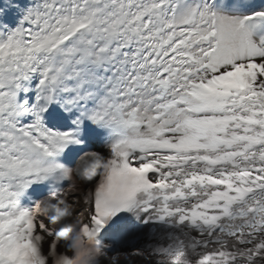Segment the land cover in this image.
<instances>
[{"label":"snow or ice","instance_id":"obj_1","mask_svg":"<svg viewBox=\"0 0 264 264\" xmlns=\"http://www.w3.org/2000/svg\"><path fill=\"white\" fill-rule=\"evenodd\" d=\"M116 257L264 264V0H0V264Z\"/></svg>","mask_w":264,"mask_h":264},{"label":"clouds","instance_id":"obj_2","mask_svg":"<svg viewBox=\"0 0 264 264\" xmlns=\"http://www.w3.org/2000/svg\"><path fill=\"white\" fill-rule=\"evenodd\" d=\"M103 167L104 160L102 155L95 151H90L81 157V163L78 167V175H80L81 178L87 182L88 180L92 179ZM44 203L46 205L45 210L50 214V216L59 218L61 213L66 211L64 208L65 200L56 202L53 199L48 198L44 201ZM55 222L57 221L54 220V223ZM123 258L126 257L113 258V264H118V260Z\"/></svg>","mask_w":264,"mask_h":264},{"label":"bare ground","instance_id":"obj_3","mask_svg":"<svg viewBox=\"0 0 264 264\" xmlns=\"http://www.w3.org/2000/svg\"><path fill=\"white\" fill-rule=\"evenodd\" d=\"M88 129H89V132L91 134H95V135H98V136H103L104 135V132L102 130H98L95 128L94 125H91L89 124L88 125ZM86 140V148L87 150H94V151H101V152H107V147L106 145L103 143V142H99V143H88L87 141V138H85ZM138 242V240H133L132 243H136Z\"/></svg>","mask_w":264,"mask_h":264}]
</instances>
